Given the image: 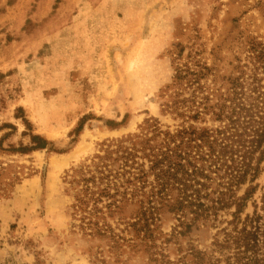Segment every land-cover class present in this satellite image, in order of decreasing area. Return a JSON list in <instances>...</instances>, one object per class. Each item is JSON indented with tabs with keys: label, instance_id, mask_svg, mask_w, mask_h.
Returning a JSON list of instances; mask_svg holds the SVG:
<instances>
[{
	"label": "rangeland",
	"instance_id": "rangeland-1",
	"mask_svg": "<svg viewBox=\"0 0 264 264\" xmlns=\"http://www.w3.org/2000/svg\"><path fill=\"white\" fill-rule=\"evenodd\" d=\"M180 48L181 60L192 52L209 68L203 81L218 93L238 77L251 82L254 62L264 64V0H0V264H187L191 246L220 256L215 235L229 212L172 239L178 220L166 213L142 240L129 206L122 220L107 218L124 238L116 247L82 232L67 190L103 141L138 133L151 117L179 127L160 94ZM191 123L220 124L209 114ZM32 132L49 147L17 150ZM253 184L259 199L264 171Z\"/></svg>",
	"mask_w": 264,
	"mask_h": 264
},
{
	"label": "trees",
	"instance_id": "trees-1",
	"mask_svg": "<svg viewBox=\"0 0 264 264\" xmlns=\"http://www.w3.org/2000/svg\"><path fill=\"white\" fill-rule=\"evenodd\" d=\"M174 53L175 72L160 96L162 112L179 120V127L163 128L151 117L140 132L103 141L67 178L73 214L85 235L108 238L117 247L124 238L107 218H123L129 206L136 207L128 221L131 232L142 240L155 238L166 213L178 220L172 239L199 231L229 212L232 218L215 235L220 256L207 257V250L191 246L187 264H221V255L224 264H264V186L260 198L253 199L258 189L253 182L264 171V64L254 62L251 82L238 77L225 94L206 85L209 68L194 61L192 52L186 61L181 60L183 48ZM208 114L220 124L202 128L191 123ZM29 135L30 145L17 150L49 147L44 136ZM250 199L253 211L242 216Z\"/></svg>",
	"mask_w": 264,
	"mask_h": 264
}]
</instances>
